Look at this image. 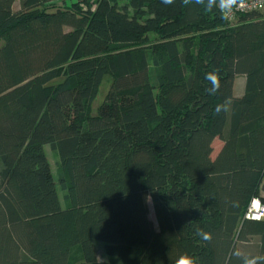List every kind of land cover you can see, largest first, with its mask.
I'll list each match as a JSON object with an SVG mask.
<instances>
[{"label":"trees","instance_id":"obj_1","mask_svg":"<svg viewBox=\"0 0 264 264\" xmlns=\"http://www.w3.org/2000/svg\"><path fill=\"white\" fill-rule=\"evenodd\" d=\"M222 1L0 0V264L264 258V10Z\"/></svg>","mask_w":264,"mask_h":264},{"label":"rangeland","instance_id":"obj_2","mask_svg":"<svg viewBox=\"0 0 264 264\" xmlns=\"http://www.w3.org/2000/svg\"><path fill=\"white\" fill-rule=\"evenodd\" d=\"M223 5V1L221 2V6ZM15 10L17 8H19V2L15 3V6H14ZM152 39H154V36H152ZM111 82H112V79L109 75H106L103 79V82L100 86V90H99V93L97 95V97L95 98V100L93 101L92 103V115L93 116H96L98 114V109L100 107V105L102 104V102L104 101L107 93H108V90L110 88V85H111ZM241 82H243V86L240 87V84ZM244 82H245V78L244 77H238L237 79V85H236V93L239 94L241 90H243L244 92ZM222 147V142L217 139L215 140L214 142V155H216L220 148ZM45 151L50 159V162H51V166H52V171L55 175V178H56V181L58 182L59 181V176H58V161L59 159L55 156V154L52 152L51 150V146L50 145H45ZM58 190H59V194L61 196V199H63L64 197V194H65V191H63L61 189V186L58 185ZM150 217L153 219V221L155 222L156 226H157V219H156V215H155V211H154V207H153V203L152 201L150 200ZM95 250L99 256V259L101 260H105V261H111V262H115V263H121V260L117 257H109L107 254H106V251H105V242L103 241H97L95 243Z\"/></svg>","mask_w":264,"mask_h":264},{"label":"built area","instance_id":"obj_3","mask_svg":"<svg viewBox=\"0 0 264 264\" xmlns=\"http://www.w3.org/2000/svg\"><path fill=\"white\" fill-rule=\"evenodd\" d=\"M222 10L230 22H235L241 14L264 10V0H227L223 2ZM246 217L255 220L264 218V203L259 198L252 200Z\"/></svg>","mask_w":264,"mask_h":264},{"label":"clouds","instance_id":"obj_4","mask_svg":"<svg viewBox=\"0 0 264 264\" xmlns=\"http://www.w3.org/2000/svg\"><path fill=\"white\" fill-rule=\"evenodd\" d=\"M163 3L165 4H173L175 2V0H162ZM193 0H183V3L185 5H188L190 3H192ZM194 2L196 4L202 5L206 8H208L209 10H211V8L213 6H215L216 0H194ZM210 94H213L215 92V86L213 85V87H211L209 89ZM197 235L200 236L203 240L208 241L211 239V233L205 232L202 229L198 230ZM260 261H264V258H254L252 260H246L245 264H258V262ZM179 264H196V260L192 257H182L181 261L179 262Z\"/></svg>","mask_w":264,"mask_h":264},{"label":"crops","instance_id":"obj_5","mask_svg":"<svg viewBox=\"0 0 264 264\" xmlns=\"http://www.w3.org/2000/svg\"><path fill=\"white\" fill-rule=\"evenodd\" d=\"M241 86L240 87H242L243 86V82H241V84H240ZM242 92V91H241ZM241 94V93H240ZM98 255V254H97ZM99 257V256H98ZM101 260V259H100Z\"/></svg>","mask_w":264,"mask_h":264}]
</instances>
